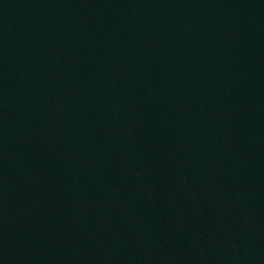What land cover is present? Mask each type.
I'll list each match as a JSON object with an SVG mask.
<instances>
[{
	"label": "water",
	"instance_id": "1",
	"mask_svg": "<svg viewBox=\"0 0 264 264\" xmlns=\"http://www.w3.org/2000/svg\"><path fill=\"white\" fill-rule=\"evenodd\" d=\"M0 264H264V0H0Z\"/></svg>",
	"mask_w": 264,
	"mask_h": 264
}]
</instances>
